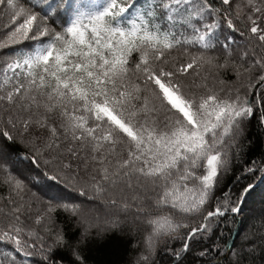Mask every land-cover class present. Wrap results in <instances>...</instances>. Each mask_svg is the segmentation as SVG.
<instances>
[{
  "label": "snow or ice",
  "instance_id": "1",
  "mask_svg": "<svg viewBox=\"0 0 264 264\" xmlns=\"http://www.w3.org/2000/svg\"><path fill=\"white\" fill-rule=\"evenodd\" d=\"M0 20V264L112 241L135 251L113 264H264L241 232L264 225V157L224 184L264 128V0H0Z\"/></svg>",
  "mask_w": 264,
  "mask_h": 264
},
{
  "label": "trees",
  "instance_id": "2",
  "mask_svg": "<svg viewBox=\"0 0 264 264\" xmlns=\"http://www.w3.org/2000/svg\"><path fill=\"white\" fill-rule=\"evenodd\" d=\"M262 157H264V128L259 127L256 120H253L247 132V139L241 157L234 164L233 173L225 179L224 184L235 185L237 179L243 181V173L240 170L245 167L248 161L254 160L259 162ZM248 182L254 183V189L251 190L252 195L246 197L247 206L245 207V213H251L259 217L261 212L264 211V184H260L257 181ZM254 223V227L246 223L241 229L242 234L247 233L259 237L264 233V225L258 219ZM225 238H228L227 233L225 234ZM232 239H235L237 244L240 243V238L236 236L235 230L232 233ZM231 242L232 240L229 239V243ZM193 247H196V245H193ZM91 255L96 264H113V262L120 260L134 259L135 251L132 247L125 249L123 245L112 241L109 243H101L93 250ZM157 262L158 264H169V259L166 255L161 254L157 257ZM221 264H227V262L221 260ZM257 264H259V260Z\"/></svg>",
  "mask_w": 264,
  "mask_h": 264
},
{
  "label": "rangeland",
  "instance_id": "3",
  "mask_svg": "<svg viewBox=\"0 0 264 264\" xmlns=\"http://www.w3.org/2000/svg\"><path fill=\"white\" fill-rule=\"evenodd\" d=\"M1 22H2V20H1Z\"/></svg>",
  "mask_w": 264,
  "mask_h": 264
}]
</instances>
